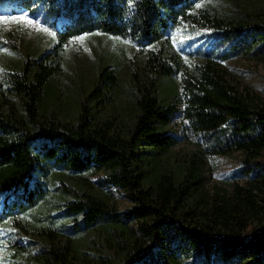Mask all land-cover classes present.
Segmentation results:
<instances>
[{
  "label": "trees",
  "instance_id": "16d2710c",
  "mask_svg": "<svg viewBox=\"0 0 264 264\" xmlns=\"http://www.w3.org/2000/svg\"><path fill=\"white\" fill-rule=\"evenodd\" d=\"M196 1L0 0V5L40 14L44 22L55 25L56 33L48 50L14 60L0 72V108L6 103L4 93L7 99H17L8 115L3 117L0 111L2 206L10 205L22 215L48 193L71 194V201L55 206L57 214L69 219L64 227L78 233L97 222L104 240L102 250L117 252L120 264H180L176 252L155 255L151 246L133 253L137 236L157 241L163 227L172 228L180 242L205 258L211 252L223 264H264V99L233 88L214 63V57L224 56L226 50L264 54V15L218 8L196 15ZM207 13L209 18H203ZM190 24L218 31L209 48H198V44L181 49L188 55L196 53L199 64L182 63L170 47L172 30ZM88 32L110 33L155 47L159 53L152 54L155 75L165 77L172 66L180 68L181 91L173 92L172 99L163 104L151 77L139 95L132 96L129 128L119 134L110 122L89 124L88 107L82 103L75 122L45 119L38 113L37 102L42 84L51 76L49 65L60 57L70 38ZM225 41L227 47L215 51ZM104 79L113 84V73ZM177 103L185 130L204 138V151L211 155L239 152L246 161L259 160L258 171L241 184H232L229 192L208 193L201 186L194 154L173 169L162 166L156 180H148V161L161 166L158 153L173 144L167 124ZM117 127L122 124L118 122ZM91 167L103 171L107 183L126 191L132 202L128 210L116 213L103 199L63 182L64 173H81ZM23 231L22 235L29 232ZM39 232L44 236L43 251L34 255L35 262L68 264L66 248L51 250V239L42 229Z\"/></svg>",
  "mask_w": 264,
  "mask_h": 264
},
{
  "label": "rangeland",
  "instance_id": "374dc122",
  "mask_svg": "<svg viewBox=\"0 0 264 264\" xmlns=\"http://www.w3.org/2000/svg\"><path fill=\"white\" fill-rule=\"evenodd\" d=\"M197 4L201 6L197 8ZM211 8L235 14H247L246 11L252 10L264 15V0H197L193 11L196 15L204 11L210 14ZM208 13L203 18H209ZM20 17L32 20L33 24L14 20ZM37 25L41 29L47 28L49 32L55 31V25L44 22L38 13H28L13 5H0V72L12 61L23 60L30 54L37 56L52 46L55 37L49 32L37 30ZM217 35L218 31L212 32L208 26H180L172 30L170 47L172 52L179 55L182 63L199 64L196 53L188 55L181 49L195 48L198 44V48H209L214 45ZM80 37H84L83 41L79 40ZM228 43L225 41L215 51L227 47ZM226 51L224 56L214 57L217 71L238 91L247 90L264 99V54ZM152 54L159 55L155 47H147L110 33L88 32L70 38L63 45L60 57L49 65L51 76L41 86L38 113L45 119L70 124L75 122L78 106L82 103L85 108L88 107L86 117L89 124L107 121L115 133H121L120 130L129 128L132 96L139 95L141 87L147 86L151 77L156 80V97L163 104L172 99L173 92L181 91L182 70L172 66L168 76L157 77L154 73L157 64ZM108 73L114 75L113 84L104 79ZM91 90L93 93L89 95ZM3 97L6 103L0 111L5 117L14 109L17 99H7L5 93ZM179 109L180 104L177 103L167 124V132L174 138L173 144L158 153L161 166L148 161V180L155 181L164 167L173 169L175 164L185 162L189 157L194 158V154L197 156L194 162L201 171V186L208 193L215 190L229 192L232 184H241L246 177L258 171L259 160L246 161L239 152L211 155L204 151V138L193 136L185 130L178 116ZM38 118L40 121L45 120ZM118 122L122 127H117ZM59 174L56 173L57 176ZM63 182L69 188L82 189L103 199L116 213L125 212L132 205L126 191L107 183L104 172L94 167L81 173H64ZM71 198V194L57 191L48 193L45 199L21 215L10 205L2 206L3 197L0 195V264H37L34 255L43 251L40 246L44 237L39 232L41 229L51 239V250L57 247L58 251L63 252V248H66L68 264H120L122 259L117 252L106 253L102 250L104 240L97 222L78 233L64 227V222L69 219L57 214L55 206L71 201ZM23 228L29 232L22 235ZM176 234L172 228L163 227L157 241L137 236L138 242L133 253L151 246L155 255L176 252L181 259L180 264H223L218 255L211 252L207 258L197 254L187 244L180 242Z\"/></svg>",
  "mask_w": 264,
  "mask_h": 264
},
{
  "label": "snow or ice",
  "instance_id": "6c2138e0",
  "mask_svg": "<svg viewBox=\"0 0 264 264\" xmlns=\"http://www.w3.org/2000/svg\"><path fill=\"white\" fill-rule=\"evenodd\" d=\"M201 5L197 4L196 7L199 8ZM15 21L17 22H25L27 24H33V21L32 20H28L27 18L25 17H20V18H14ZM37 27V30H42V31H45V32H49V30L47 28H43L41 29L39 27V25L36 26ZM49 35H52L53 37H55L56 33L55 32H49ZM84 37H80L79 40L80 41H83Z\"/></svg>",
  "mask_w": 264,
  "mask_h": 264
}]
</instances>
